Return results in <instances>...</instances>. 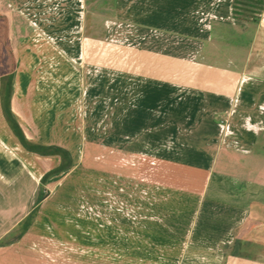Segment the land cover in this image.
I'll use <instances>...</instances> for the list:
<instances>
[{
  "label": "crops",
  "instance_id": "obj_1",
  "mask_svg": "<svg viewBox=\"0 0 264 264\" xmlns=\"http://www.w3.org/2000/svg\"><path fill=\"white\" fill-rule=\"evenodd\" d=\"M250 1L254 4L248 8L258 11L255 19L236 16L237 0H115L119 27H113L110 18L105 26L110 31L125 30L123 40L111 39L109 32L103 41L86 38L82 45L80 38L72 41L73 35L47 38L41 31L39 38L35 33L27 38L19 31L26 25L15 24V14L25 7L24 13L35 16L38 12L40 16L47 0H0V12L16 19L12 28L18 60L13 111L30 141H44L36 116L31 115L30 87L42 99L49 94L54 102L57 98L43 87L44 79L48 73L59 79L69 76L63 73L64 53L77 76L85 67L78 66L82 48L84 64L103 62L93 65L102 67L97 77L92 66L85 69V75L95 77L92 82L100 81L92 88L96 98L90 113L84 97L78 101V118L86 138L91 127L89 139L97 145L92 158L99 160L104 149L134 160L120 167V173L86 170L103 178L106 189L114 186L121 191L118 209L107 208L109 215L99 219L106 224L109 240L103 251L94 247V240L88 250L91 262L228 264L227 247H233L245 225L252 222L256 226L243 238L240 251V257L247 260L240 262V257L233 256L231 262L264 264V252L253 258L251 248V236L264 234V177L257 183V174H264V0ZM95 2L88 1V8L85 4L83 9H95ZM107 3L110 0H105L104 7ZM80 6L71 4L67 24L72 16L77 17L72 32L81 26ZM104 15H108L105 10ZM49 28L45 25L40 30L47 36L58 33L57 28ZM230 33L247 35V44L232 43V55H224L225 64H220L223 47L230 48ZM64 45L74 55L69 56ZM113 61L121 66L119 71L112 69ZM35 72L38 82L31 77ZM111 72L120 79L119 86L109 81ZM102 81L108 85L101 86ZM79 93L85 96L81 86ZM53 102L35 107L41 122ZM63 105L58 100L55 103ZM101 115L103 122H99ZM57 141L51 144L62 145ZM86 152L85 146L74 169ZM58 164L57 158H43L23 149L7 124L0 97V264L1 255L13 250L20 264H29L28 258L44 259L54 244L60 246L56 239L47 243L44 234L49 207L58 206L50 194L31 230L21 240L3 242L37 208L42 179ZM55 182L57 178L49 184ZM75 249L71 250L74 254L80 252ZM99 252L102 255L96 256Z\"/></svg>",
  "mask_w": 264,
  "mask_h": 264
},
{
  "label": "rangeland",
  "instance_id": "obj_2",
  "mask_svg": "<svg viewBox=\"0 0 264 264\" xmlns=\"http://www.w3.org/2000/svg\"><path fill=\"white\" fill-rule=\"evenodd\" d=\"M88 1L92 0H47L48 4L45 5V8H43V12H41V15L38 16V12L35 13L34 16L30 12H23L26 8L22 7L21 14L16 15L15 18H18V23L16 22V19L11 16L12 19V28H13V22H16L15 24L24 23V30L21 28L22 33H25L24 37H29L30 33H35V37H40L38 34L42 31V35L47 38H60L65 39L67 37H72V41L81 39L82 45H85L84 39L90 38L92 40H96L97 42L103 41L109 37V32L111 33L110 38L113 40H123L125 37L126 31L119 29H112L107 30V26H105V23L109 22L110 19L112 21V26L114 25L116 27H119L118 19L116 17V2L115 0H110V3H107L104 7L105 0H95L96 8L93 9L91 7L89 8V12L87 9H83V6L86 7L88 4ZM80 4L82 13L80 14V21L81 26L72 32L71 26L75 23L74 21L77 20V17L72 16L70 19V23H68V17L70 16L71 11V4ZM23 3H28V1H24ZM16 4H19V2H16ZM86 4V5H85ZM242 4V3H241ZM244 5V4H242ZM237 7V6H236ZM251 7V6H250ZM88 8V5H87ZM255 9L243 7L241 5L238 6L239 9L237 10L236 16L240 17H253L254 19L257 18V8ZM235 9V10H236ZM247 9V11H245ZM104 10L108 12V15H104ZM253 11V12H252ZM2 13V12H0ZM18 16V17H17ZM33 16V23L31 22V17ZM110 18V19H109ZM105 19H109L106 20ZM28 20V21H27ZM38 23L37 25L35 24ZM36 25V26H35ZM48 26L49 31L51 28H57L58 33L55 35L47 36L43 33V30H40L42 26L45 27ZM107 25V24H106ZM69 26V27H68ZM67 27V28H65ZM38 29V30H37ZM40 30V31H39ZM13 32V29H12ZM48 32V31H47ZM56 33V32H55ZM16 36V35H15ZM14 36V37H15ZM42 36V37H43ZM17 37V36H16ZM232 38V39H231ZM11 39L13 43V35L11 34ZM61 39V38H60ZM230 40V44L228 45L230 48L223 47L224 54L222 55L225 57H230L232 54V46H234L232 43L238 44V46L246 45L245 43L248 40L247 35H241L236 34L233 35L232 33L229 34V38L227 41ZM54 43V40H50ZM60 47V46H56ZM55 47V48H56ZM72 47V46H71ZM14 48V46H13ZM65 51L69 53V56L74 55V53L69 52V46L64 45ZM77 51V49L73 48ZM112 49V48H110ZM60 50L62 48L60 47ZM83 48L81 49V54L83 57ZM15 56L17 55L14 50ZM78 54V53H77ZM240 55V54H239ZM114 56V54H113ZM80 57L79 68H81L80 65H85L84 68H81L83 74L81 73L79 76L76 75V73H72L71 70V64L68 61L69 58H67V55L64 53V69L63 73L64 75H69L63 79H59L58 77H51L52 74L48 73V76L45 80V83L43 84V87L49 88V91L51 92L52 98H57L59 103H64L63 106H55V103L57 100H54V102L50 99L49 94L45 95L43 99L39 97V95L33 91V89L30 87L29 94L32 97V108H31V115L32 118L37 119V128L39 131L43 132V139L44 141H38L37 144L41 145H52V144H58L57 140H61L59 142H62V145H59L68 151L71 152L73 158H74V165L78 161L79 154H81L85 146L88 147V152L86 154H83V158H81V164L78 169H72L70 173H68L66 176H56L54 178H57L58 182L48 184L45 186V193L47 195H51L55 197V199L58 200L57 207L51 206L48 210L49 216H47V221L45 223L46 234L47 237V243H50L51 240H57L60 244H54L55 248L50 249L48 253L43 256L44 259L35 257V259L28 258V262H32L29 264H95L91 262L89 251L91 246L94 244L95 240V248H97L99 251H103L105 242L109 240L107 235V228L105 222H101L105 217V215H109V212L106 210L109 208L111 210L112 207H115L118 209V205L120 203V194L121 191L118 190V188H115L112 186L111 189H106L102 183L104 181L103 178H100V176L89 174L86 170L88 168H94L101 171H111L115 173H120V167L122 168L127 163H130V159L127 160L121 152H109L107 150H101L100 155L101 157L99 160H96L92 158L93 155H96V153H92L94 148L97 146L94 144V139L90 138V132L91 127L87 128L88 131V138L85 136V132L83 131L84 124L80 118H78V101L80 103V100L82 101L84 97V105L87 109V112L90 113L92 110V105L94 104L93 100L95 97V89L92 91L93 85H99L100 81L98 78L96 79V82H92L93 78H89L90 75H85V71L92 66V70L95 69L96 77L97 75L102 74L101 66H97L99 64L103 65V62H101V59L99 61H96L95 63L89 62L84 64L82 58ZM242 57V54L240 55ZM17 58V57H16ZM114 59V58H113ZM115 59H118L117 57ZM226 59H221V62H218L220 64H225ZM96 68L93 67L94 64H96ZM115 64L114 61L112 62V65ZM118 66V67H114ZM70 68V69H69ZM119 68L121 69V66L115 64L113 65L112 69L115 71H119ZM86 69V70H85ZM111 69V70H112ZM88 71V70H87ZM90 71V70H89ZM92 75V74H91ZM111 78L109 81L111 83H115V86H119L121 84L120 79L118 77H115V73H110ZM33 82L37 80L38 82V73H34L33 76ZM107 80V79H106ZM62 81V83H61ZM54 82V83H53ZM79 82L81 85H79ZM36 85V84H34ZM51 85H53L51 87ZM84 85V86H83ZM101 86L108 85V82L106 81V85L103 83V81L100 84ZM113 85V84H112ZM80 86L82 90H85V96L84 94L81 95L79 93ZM51 87V88H50ZM98 87V86H97ZM61 93H64V96H60ZM99 96H97L98 98ZM61 98V99H60ZM53 102V105L51 106V109H47L45 116L42 117L43 121L41 122L37 118V107H42L43 105L48 104L49 106ZM58 104V103H57ZM36 107V108H35ZM118 113V111H117ZM103 116L101 115V119H99V122H103ZM79 119V120H78ZM35 122V121H34ZM87 123H90V120L87 119ZM49 131L50 134H47L46 131ZM55 137V138H54ZM18 140V139H17ZM47 142V143H45ZM52 143V144H51ZM103 151H107L106 153ZM116 151V150H115ZM123 156H122V155ZM264 163V160H262ZM48 166H51V162L48 161ZM47 165V164H46ZM128 165V164H127ZM263 165V164H262ZM256 166L258 167L259 164L256 163ZM264 166V165H263ZM51 169V167H50ZM53 169V168H52ZM49 170L48 172H50ZM264 177L263 173L257 174V183L261 182L260 180ZM61 183V184H59ZM260 189V188H259ZM42 190V187H41ZM41 193V191H40ZM108 198V199H107ZM62 203V204H61ZM108 203V204H107ZM112 204V205H109ZM107 205V206H106ZM95 217V218H91ZM93 219L95 220V223L93 224ZM105 221V220H104ZM254 226L255 224L252 222H249L245 225L247 226ZM52 227V228H49ZM55 232V234L51 233ZM95 235H94V234ZM241 233V232H240ZM239 233V234H240ZM19 235V233H15L12 237L5 239L6 244L12 243L16 241V237ZM97 238V239H95ZM113 241H116V238L112 239ZM251 244H253L252 250H253V258H259L261 254L264 252V234L263 237L259 238H253L251 236ZM71 247H76L80 252L77 254H74L71 250ZM247 248V247H246ZM246 252H248V249H244ZM231 249H226L225 251V263L232 264L234 261L233 256L231 254ZM96 256H101L102 253H96ZM8 255V256H7ZM246 255V254H245ZM15 251H11L6 253L5 255H1V264H6L8 260H11L13 264H20L18 258H16ZM21 258V257H20ZM240 262H245L244 257H240L238 259ZM251 261V260H250ZM19 262V263H18ZM258 262V261H256ZM96 264H99L98 262Z\"/></svg>",
  "mask_w": 264,
  "mask_h": 264
},
{
  "label": "trees",
  "instance_id": "obj_3",
  "mask_svg": "<svg viewBox=\"0 0 264 264\" xmlns=\"http://www.w3.org/2000/svg\"><path fill=\"white\" fill-rule=\"evenodd\" d=\"M252 3L253 2L250 0H237L236 8H238L239 5L248 8V6H252ZM237 10L239 9H236V13ZM245 11H247V9ZM11 34V17L0 13V97L4 117L11 131L25 151L43 158H57L59 160L58 166L48 172L42 179V190L38 199L37 208L17 228V233H19V235L16 237V240H21L35 224L40 212L41 204L48 197L45 193V186L48 185L54 177H60L71 171L75 165L74 158L71 152L67 149L57 145H41L30 141L13 111V95L15 89V77L18 70V60L14 54ZM254 226H256V224ZM254 226L249 225L244 227L237 237L235 245L233 247H227L232 248V256L240 257L243 238L250 234Z\"/></svg>",
  "mask_w": 264,
  "mask_h": 264
}]
</instances>
